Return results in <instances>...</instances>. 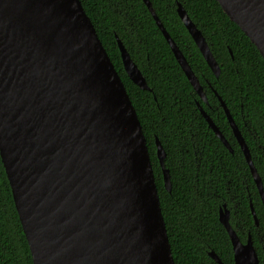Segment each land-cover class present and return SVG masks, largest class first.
<instances>
[{"label":"water","instance_id":"water-1","mask_svg":"<svg viewBox=\"0 0 264 264\" xmlns=\"http://www.w3.org/2000/svg\"><path fill=\"white\" fill-rule=\"evenodd\" d=\"M264 59V0H216ZM201 99L203 87L149 0H143ZM177 13L217 77L206 38ZM124 71L149 87L115 34ZM220 104L264 202L262 179ZM199 106L208 126L227 139ZM164 187L165 149L156 138ZM0 158L32 264H175L137 112L80 0H0ZM251 204V203H250ZM251 211L257 223L255 211ZM238 264H257L219 211ZM209 255L223 264L215 252Z\"/></svg>","mask_w":264,"mask_h":264},{"label":"trees","instance_id":"trees-1","mask_svg":"<svg viewBox=\"0 0 264 264\" xmlns=\"http://www.w3.org/2000/svg\"><path fill=\"white\" fill-rule=\"evenodd\" d=\"M121 77L145 136L175 264H234L218 207L233 201L242 220L254 228L249 201L259 224L264 203L244 154L222 108L223 100L250 150L264 189V59L216 0H149L172 40L203 87L193 89L143 0H80ZM177 2L207 40L218 62L216 77L177 13ZM115 34L149 87L134 84L124 71ZM200 105L228 140L229 152L208 126ZM166 155L171 191L164 187L155 138ZM0 264H32L0 158Z\"/></svg>","mask_w":264,"mask_h":264},{"label":"flooded vegetation","instance_id":"flooded-vegetation-1","mask_svg":"<svg viewBox=\"0 0 264 264\" xmlns=\"http://www.w3.org/2000/svg\"><path fill=\"white\" fill-rule=\"evenodd\" d=\"M233 133V132H232ZM234 135V134H233ZM224 136V135H223ZM243 136V135H242ZM225 137V136H224ZM235 138V136H234ZM244 138V137H243ZM236 139V138H235ZM221 140V139H220ZM245 140V139H244ZM228 141V140H227ZM237 141V140H236ZM229 143V142H228ZM239 145V143H237ZM230 145V144H229ZM240 147V145H239ZM227 148V147H226ZM232 148V147H231ZM241 148V147H240ZM228 149V148H227ZM229 150V149H228ZM229 152H233V148L232 151L229 150ZM250 170V169H249ZM251 172V171H250ZM252 175V174H251ZM253 178V177H252ZM260 195V194H259ZM229 199H231L233 202L231 204H228V202H225V204L221 205L218 207V220H219V211L220 209L222 211L227 210L228 211V222L229 225L231 226L232 230L234 231L239 245H241L242 247L245 246H250L253 250L254 253L256 255L257 258V264H264V224L260 225L259 224V220L257 218V223H255L252 211H251V206L254 209V206L251 202V200L249 201V207H250V212H251V216L253 218V224H254V228L251 229V226L246 224V221L242 220L240 215H239V211L237 208V202L235 203V199L233 196H228ZM262 199V198H261ZM263 202V200H262ZM251 203V204H250ZM264 203V202H263ZM255 211V209H254ZM256 215V212H255ZM257 217V215H256ZM220 222V221H219ZM221 223V222H220ZM222 224V223H221ZM223 228L225 229L229 242H230V246H231V250H232V258H233V263L234 264H238L235 261V250H234V245L232 240L229 237V234L226 230V228L224 227V225L222 224ZM213 251L215 252L213 249H209L208 250V255L209 252ZM216 253V252H215ZM217 255V254H216ZM210 256V255H209ZM218 256V255H217ZM211 257V256H210ZM219 257V256H218ZM221 260V259H220ZM215 261V260H214ZM216 262V261H215ZM222 262V261H221ZM217 263V262H216ZM223 263V262H222ZM218 264V263H217Z\"/></svg>","mask_w":264,"mask_h":264},{"label":"bare ground","instance_id":"bare-ground-1","mask_svg":"<svg viewBox=\"0 0 264 264\" xmlns=\"http://www.w3.org/2000/svg\"><path fill=\"white\" fill-rule=\"evenodd\" d=\"M199 97H200V96H199ZM202 100H203V99H202ZM156 138H157V137H156ZM156 138H155V139H156ZM157 139H158V138H157ZM158 140H159V139H158ZM155 145H156V143H155Z\"/></svg>","mask_w":264,"mask_h":264}]
</instances>
